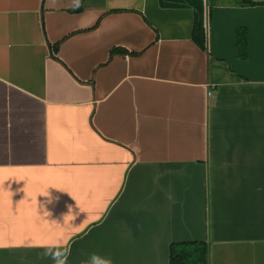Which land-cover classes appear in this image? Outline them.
I'll use <instances>...</instances> for the list:
<instances>
[{"label": "crops", "instance_id": "1", "mask_svg": "<svg viewBox=\"0 0 264 264\" xmlns=\"http://www.w3.org/2000/svg\"><path fill=\"white\" fill-rule=\"evenodd\" d=\"M164 1L0 0V264H264V0Z\"/></svg>", "mask_w": 264, "mask_h": 264}, {"label": "trees", "instance_id": "2", "mask_svg": "<svg viewBox=\"0 0 264 264\" xmlns=\"http://www.w3.org/2000/svg\"><path fill=\"white\" fill-rule=\"evenodd\" d=\"M168 4L179 5L189 4L194 8V22L191 32L192 40L201 48H206L207 43V18L203 0H171ZM244 3L252 2L250 0H242ZM84 0H75L74 10H80ZM165 4L164 0H161ZM241 55L245 52V41H237ZM57 45L54 46V48ZM169 264H209L208 244L204 241H180L173 242L169 248Z\"/></svg>", "mask_w": 264, "mask_h": 264}, {"label": "clouds", "instance_id": "3", "mask_svg": "<svg viewBox=\"0 0 264 264\" xmlns=\"http://www.w3.org/2000/svg\"><path fill=\"white\" fill-rule=\"evenodd\" d=\"M43 211L48 212L44 208ZM44 254L51 257V259L54 261V264H68V257L71 255V248L69 245L53 242L46 246ZM86 264H113V260L110 257L92 253L89 256Z\"/></svg>", "mask_w": 264, "mask_h": 264}]
</instances>
